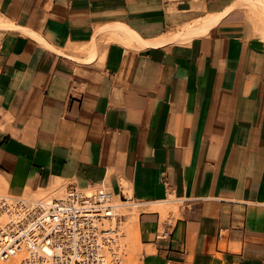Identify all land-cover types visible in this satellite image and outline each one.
Wrapping results in <instances>:
<instances>
[{
  "label": "crops",
  "instance_id": "1",
  "mask_svg": "<svg viewBox=\"0 0 264 264\" xmlns=\"http://www.w3.org/2000/svg\"><path fill=\"white\" fill-rule=\"evenodd\" d=\"M240 1L0 0V181L127 192L141 264H264V8Z\"/></svg>",
  "mask_w": 264,
  "mask_h": 264
},
{
  "label": "built area",
  "instance_id": "2",
  "mask_svg": "<svg viewBox=\"0 0 264 264\" xmlns=\"http://www.w3.org/2000/svg\"><path fill=\"white\" fill-rule=\"evenodd\" d=\"M137 206L127 192L121 197L103 183L70 187L50 201L0 196V260L20 255V264H121V210Z\"/></svg>",
  "mask_w": 264,
  "mask_h": 264
},
{
  "label": "bare ground",
  "instance_id": "3",
  "mask_svg": "<svg viewBox=\"0 0 264 264\" xmlns=\"http://www.w3.org/2000/svg\"><path fill=\"white\" fill-rule=\"evenodd\" d=\"M243 1V2H242ZM240 2L244 3L243 6L246 7L245 3L246 4H249V6H260L262 8H264V1L263 0H242ZM240 4V3H239ZM240 7H243L241 6V4L239 5ZM248 7V6H247ZM249 8V7H248ZM255 8V7H254ZM251 9V7L249 8ZM263 13V12H262ZM257 14V13H256ZM261 14V13H260ZM264 14V13H263ZM221 16V13L220 14H209L208 16L206 17H203L191 24H188L186 25L185 27H183V29L178 32L177 34H174L172 36H168V37H162L160 39H157V40H153V41H143L141 39L138 38V36L130 29L128 28L127 26L125 25H111V26H107L105 27L102 31L103 32H106L108 33L109 37L113 38V40L115 39L117 41V39L120 41L119 43H124L128 46H131L132 47H135V45H137L138 47H143L145 45H150L152 43H155V42H158V41H164V40H167L169 39V37H176V36H182L183 33L185 32H191V31H201L202 33H205L206 31H208V29L217 22V20L220 18ZM257 16V15H256ZM252 17H255L252 15ZM264 17V16H263ZM264 19V18H263ZM2 21V20H1ZM262 21V20H261ZM264 21V20H263ZM2 23V22H1ZM262 24V23H261ZM7 26V25H6ZM264 26V24H263ZM262 27V26H260ZM258 30V28H257ZM259 32V30H258ZM107 34V36H108ZM192 35V34H191ZM261 35H264V28L262 30V33ZM110 38V39H111ZM118 42V41H117ZM123 44V45H124ZM134 45V46H133ZM136 46V47H137ZM5 189L8 188L7 184L2 180L0 181V189ZM43 190V189H42ZM56 190V189H55ZM68 190V188H66V191ZM66 191L63 193L65 194ZM61 193V192H60ZM0 196H5V197H21V196H9V195H0ZM62 196V195H61ZM57 197H60V196H57ZM27 200H33V201H40V200H47V201H50L52 198H55V197H46V198H29V197H23ZM156 208V207H154ZM135 215V214H134ZM138 216H133L131 217V220H133L132 223H129L127 226H126V229H127V232L125 235L128 236V239L130 242H132V246H130V258L133 260L134 258V255H135V252H136V244L140 241V234H139V228H138V224L135 222L137 220ZM123 235V234H122ZM26 254H28L27 252H25ZM25 256V254H21V257ZM129 256V255H128ZM133 257V258H132ZM13 260H17L16 264H20V255L15 257V258H12ZM11 259L9 260H5V261H2L0 260V264H12V261H10ZM131 260V261H132ZM14 261V262H15ZM134 264V263H133Z\"/></svg>",
  "mask_w": 264,
  "mask_h": 264
},
{
  "label": "rangeland",
  "instance_id": "4",
  "mask_svg": "<svg viewBox=\"0 0 264 264\" xmlns=\"http://www.w3.org/2000/svg\"><path fill=\"white\" fill-rule=\"evenodd\" d=\"M56 189V190H55ZM66 191V187L65 185H63L61 182H57L56 185H54L51 188L48 189H41L38 191H32L30 189H27L25 191H23L21 194L19 193H11L9 188L5 189H0V195H9V196H21V197H29V198H46V197H57V196H61L63 195V193ZM61 192V193H60ZM167 206H162V210L166 209ZM139 209L138 207H125L121 210L122 213H124L126 215V217L124 218V223L122 226V234L123 237L121 238V243H122V249H123V260L121 264H141L140 262V251H141V240L136 244V252L134 255L133 260L130 258V246H132V242L129 241L128 236L125 235L127 232L126 226L129 223H132L133 220H131V217L133 216H138L139 213ZM135 214V215H134ZM129 255V256H128ZM132 260V261H131ZM10 261H12V264H16L17 260H13L11 259ZM15 261V262H14Z\"/></svg>",
  "mask_w": 264,
  "mask_h": 264
}]
</instances>
